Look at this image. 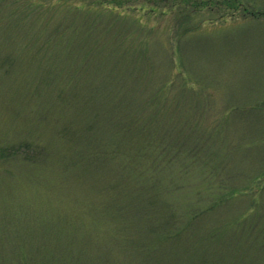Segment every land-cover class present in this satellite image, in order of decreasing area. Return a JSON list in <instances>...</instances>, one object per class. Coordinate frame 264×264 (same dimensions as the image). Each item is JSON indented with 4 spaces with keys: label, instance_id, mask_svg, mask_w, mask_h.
Here are the masks:
<instances>
[{
    "label": "rangeland",
    "instance_id": "obj_1",
    "mask_svg": "<svg viewBox=\"0 0 264 264\" xmlns=\"http://www.w3.org/2000/svg\"><path fill=\"white\" fill-rule=\"evenodd\" d=\"M116 1L106 3L121 7L119 17L42 0L39 20L18 28L27 38L11 45L17 49L5 68L0 61V146L22 152L0 159V264H264V243L249 250L246 236L231 231L247 215L259 219L254 233L264 239V0ZM59 27L67 32L50 37ZM126 86L160 99L152 135L161 147L152 153L141 150L136 134L111 149L115 122L88 121L84 111L87 100L94 113L113 109L112 101L131 98ZM136 108L115 109L122 125ZM194 145L213 170L180 171L170 163L156 176L162 187L186 186L161 201L175 221L186 223L191 211L207 207L214 187L248 195L162 241L164 255L139 233L148 220H123L134 233L123 237L112 206L118 200L128 209L134 201L129 175L151 168L169 148L180 160L176 152Z\"/></svg>",
    "mask_w": 264,
    "mask_h": 264
},
{
    "label": "trees",
    "instance_id": "obj_2",
    "mask_svg": "<svg viewBox=\"0 0 264 264\" xmlns=\"http://www.w3.org/2000/svg\"><path fill=\"white\" fill-rule=\"evenodd\" d=\"M65 1L66 0H64V3H66ZM106 1L107 0H72V1L67 0V2L69 3L82 4V6H75L77 10L85 11L87 10V8L100 7L112 11L110 13H112V15H116L117 17L124 15L123 14L124 12L122 11L121 7L115 6L116 3L113 6H111L110 4L108 5ZM124 1L126 4H129L128 2L129 1L131 2L132 0H124ZM119 2L121 3V1L119 0L117 4ZM159 2L154 0V2L152 1L151 3L152 5L157 6L159 5ZM41 3L42 0H0V61L2 62L1 68L6 67L7 65L6 63H8L10 59H12V54L14 49H17L14 47L13 49H11V45L13 46L15 42L18 41L23 42V40L27 38L26 31L18 28L24 26L25 23H28V21L31 22L34 19L39 20V17L42 16L44 10ZM235 3L236 2H232V5H235ZM151 11L153 13L157 12V10L155 9ZM63 32L65 33L67 31L59 27L50 37L57 39V37L59 38L61 37V35H64ZM72 34L75 35V32H72ZM48 42H50V39H48ZM71 43L72 42H67V45L71 46ZM89 46L90 45H88V48ZM94 49H95L94 52H96L97 47H95ZM90 51L92 52L93 48L88 50V53ZM38 55H39V51L34 56H38ZM133 88L134 87H130V86H126L125 88V92H128L131 98L129 97L126 99L125 96H123V99L119 98V101H112L115 104L114 106L117 108L113 107V109L109 110V108L107 107L106 109L108 111L97 114L94 113L93 110L91 109L90 107L91 105L89 104L88 100L85 102L83 108L84 111H86L89 116L88 121L99 122L104 124L107 119L109 123L115 122L117 131L114 135L116 138L114 136L110 137V142L112 143L109 146L111 149L114 150L113 147L114 144H116L117 148H119L121 144H124V141L128 137L136 134L134 139H137L136 140L137 144L141 145L142 147L141 150L148 149L152 153L153 151L158 150V149L153 150V148L161 147L159 144L155 145L153 143V135H152V129L155 127L153 126V123L157 121V119L155 120V118H153V115L155 114V112H157V106L160 103V99L155 94H149L145 96L141 95L143 92V88L140 91L137 90V92H135V89ZM167 90H168L167 87L160 89L158 94L161 95L162 92L166 93ZM136 93L139 95L140 101H137L134 98ZM134 102L138 106V108H136L137 112L134 115L130 116L131 118L128 119V125L125 124L124 126L121 124L124 117L121 115L119 116L118 110L115 109L122 108L124 107V105L126 106L127 109L132 108L134 107L135 104ZM119 105L120 107H118ZM103 113L105 114V117H103ZM108 122L106 123V125H104L105 127L110 126ZM100 127L102 126L99 127L97 126V129ZM94 131L96 130L93 129V132ZM135 131L137 132L135 133ZM87 134L88 131L86 130L85 135ZM87 139L88 137L86 136L85 138L86 143L89 142V140ZM190 148L191 150H189V152L186 153L183 150L176 152L177 156L182 157L180 160H178L176 156L171 154L172 151L170 148L167 149L166 152L165 151L162 152L163 151L162 150L161 157L158 156L157 160H154L153 162L149 163V166L151 168L146 169L144 167L145 172H143V169H135L134 172L131 175H129V178L132 181L131 183H133L131 189H132V195L134 201H132L129 204L128 209H126V207L118 206V200L116 202L117 205L115 204L114 206H112L113 210L115 211L114 221L119 223V226L117 227L121 231V235H123V237L126 236L130 237L131 235L134 234L132 232V227H131L132 223L127 224L126 222H123V220L126 221L131 218L141 219L144 220L145 222L146 220H148L149 223H144L143 228L139 231V233L142 234L141 237H144L143 234H146L148 240H150V242L153 243L152 246L154 247L153 251H156L155 253L164 255L167 252H165V250L161 248L162 241L168 243V240H170L169 238L172 239L184 235L185 233L188 232L189 228L193 226L192 224L195 223V221L199 217L204 216L207 213L213 211L214 209L217 208L218 205L224 204L226 200L228 199L231 200V198H237L239 196L248 195L247 194L248 191L246 194L238 195L242 193L238 188L227 189L226 187L224 188L214 187V190L212 192L210 191L208 194H205L206 197L209 199V203L206 204L207 207H205L204 205H199L194 210V212L191 211L189 215H191L192 218L190 219V221L188 220V222L186 223H180L175 221L174 220L175 216L172 217L171 215H169V210L171 211V209L164 205H161V201L166 194L168 193L174 194L178 191L180 192L181 190L186 188V186L182 185L181 187L176 188L172 184L169 185V187H165V186L162 187L160 183H156V176L159 173L160 169H162L165 164L170 165V163L171 164L174 163V165L180 171H186L187 168L189 171L190 168H196V167L199 168L202 165L212 166V170H213L214 168L213 163L202 162L204 158L200 160L198 158L199 156L198 157L196 156L197 153L193 152L192 148H195V145L191 146ZM44 151H45L44 149H40L41 156H43ZM21 153L22 152L20 147L0 146V159L4 161L17 159L19 158ZM31 153L35 154L33 150H31ZM184 153L185 156L183 155ZM46 154L47 152L45 153V155ZM99 154H102V149H96V155ZM185 157L186 159L193 158L195 159V161H188L185 159ZM154 158H155L154 155L149 154L148 160H152ZM130 162L133 163V161L131 160ZM141 162L142 161L140 160L139 163ZM130 166L131 165L126 164L124 167L129 168ZM209 189L211 190L210 186ZM218 189L219 191L217 192ZM211 199L213 200L211 201ZM189 205H185L184 207L188 208ZM164 208L168 213L163 211ZM171 214L175 215L173 212H171ZM252 220L253 218L247 219V215H244L243 217L241 216L238 219V223L244 221L243 224H241V226L236 228L234 222H232L231 228L234 229H232L231 231L237 232L239 234H243V236L245 235L246 239L244 246L247 247L249 250L251 249L254 250V248L255 249L257 248L256 250H258L259 252L263 250V247L258 246L257 243L259 241V243L263 244L264 239L260 238L259 240H257L258 237L254 233L256 231V224L259 221V219H257L256 221H252ZM128 226L129 228L128 230H126L125 228ZM243 236H241L240 238H242ZM201 238L204 237L199 236L197 239H201ZM242 243H243L242 241L238 242L236 247L237 250L239 249V244L242 245Z\"/></svg>",
    "mask_w": 264,
    "mask_h": 264
}]
</instances>
